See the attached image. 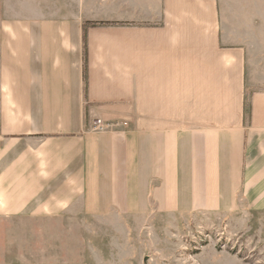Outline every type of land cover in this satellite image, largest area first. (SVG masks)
<instances>
[{
    "label": "crops",
    "instance_id": "obj_1",
    "mask_svg": "<svg viewBox=\"0 0 264 264\" xmlns=\"http://www.w3.org/2000/svg\"><path fill=\"white\" fill-rule=\"evenodd\" d=\"M260 201L264 0H0V218Z\"/></svg>",
    "mask_w": 264,
    "mask_h": 264
},
{
    "label": "rangeland",
    "instance_id": "obj_2",
    "mask_svg": "<svg viewBox=\"0 0 264 264\" xmlns=\"http://www.w3.org/2000/svg\"><path fill=\"white\" fill-rule=\"evenodd\" d=\"M0 264H264V201L185 215L0 218Z\"/></svg>",
    "mask_w": 264,
    "mask_h": 264
},
{
    "label": "built area",
    "instance_id": "obj_3",
    "mask_svg": "<svg viewBox=\"0 0 264 264\" xmlns=\"http://www.w3.org/2000/svg\"><path fill=\"white\" fill-rule=\"evenodd\" d=\"M115 127L112 124L106 123L104 121H102L101 119L98 118H93L92 122H91V131L93 132H103L106 131L110 128Z\"/></svg>",
    "mask_w": 264,
    "mask_h": 264
}]
</instances>
